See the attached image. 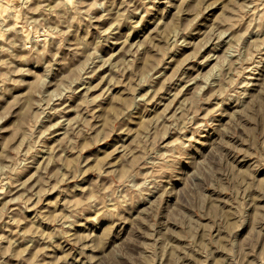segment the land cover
<instances>
[{
    "label": "rangeland",
    "instance_id": "obj_1",
    "mask_svg": "<svg viewBox=\"0 0 264 264\" xmlns=\"http://www.w3.org/2000/svg\"><path fill=\"white\" fill-rule=\"evenodd\" d=\"M0 264H264V0H0Z\"/></svg>",
    "mask_w": 264,
    "mask_h": 264
}]
</instances>
